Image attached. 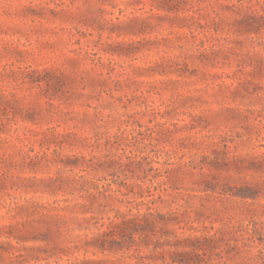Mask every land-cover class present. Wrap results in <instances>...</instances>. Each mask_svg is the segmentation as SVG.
Segmentation results:
<instances>
[{
  "label": "rangeland",
  "instance_id": "374dc122",
  "mask_svg": "<svg viewBox=\"0 0 264 264\" xmlns=\"http://www.w3.org/2000/svg\"><path fill=\"white\" fill-rule=\"evenodd\" d=\"M0 264H264V0H0Z\"/></svg>",
  "mask_w": 264,
  "mask_h": 264
}]
</instances>
